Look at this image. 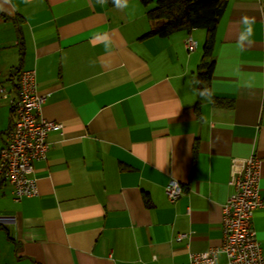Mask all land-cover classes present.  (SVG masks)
I'll list each match as a JSON object with an SVG mask.
<instances>
[{"label": "crops", "instance_id": "0c3cea01", "mask_svg": "<svg viewBox=\"0 0 264 264\" xmlns=\"http://www.w3.org/2000/svg\"><path fill=\"white\" fill-rule=\"evenodd\" d=\"M225 2L209 93L200 95L205 30L144 36L154 2L120 10L98 0H0V83L9 88L34 68L41 115L62 124L33 163L35 195L14 200L0 179V264H185L221 243V205L251 153L264 200V0ZM245 15L255 32L242 51ZM105 32L108 51L93 39ZM10 126L0 94V147ZM170 177L183 188L175 202L163 189ZM252 224L264 256V205Z\"/></svg>", "mask_w": 264, "mask_h": 264}, {"label": "built area", "instance_id": "2783aa9c", "mask_svg": "<svg viewBox=\"0 0 264 264\" xmlns=\"http://www.w3.org/2000/svg\"><path fill=\"white\" fill-rule=\"evenodd\" d=\"M183 45L192 52L197 41L187 35ZM0 94L7 100L11 114V126L0 147V179L8 185L12 198L19 200L37 193L33 163L46 157L47 137L59 132L62 124L41 115L46 94L37 89L34 68L19 70L16 82L9 88L0 83ZM260 166L261 160L253 153L244 160L242 170L232 181L231 193L221 205V243L192 253L185 264H264L252 224L255 209L264 205L258 186ZM163 189L170 202L183 192L180 181L172 177ZM183 236L179 234L177 238ZM218 253L224 254L223 262L217 260Z\"/></svg>", "mask_w": 264, "mask_h": 264}, {"label": "trees", "instance_id": "16d2710c", "mask_svg": "<svg viewBox=\"0 0 264 264\" xmlns=\"http://www.w3.org/2000/svg\"><path fill=\"white\" fill-rule=\"evenodd\" d=\"M148 5L152 0H140ZM113 5L112 0H105ZM226 6L225 0H155L146 15L155 20V25L144 36H166L175 31L190 32L203 28L205 37L202 43L201 59L197 66V92L209 93L212 60L210 59L214 44L217 22Z\"/></svg>", "mask_w": 264, "mask_h": 264}, {"label": "clouds", "instance_id": "9594fccd", "mask_svg": "<svg viewBox=\"0 0 264 264\" xmlns=\"http://www.w3.org/2000/svg\"><path fill=\"white\" fill-rule=\"evenodd\" d=\"M23 2L29 3L30 0H23ZM98 2L100 4H103L105 3V0H98ZM112 3L116 8L120 10L129 8V0H112ZM239 23L242 25V30L237 40V47L243 51L247 46L251 45L252 43V38L255 32L254 29L255 18L245 15L240 18ZM93 39L95 41L104 43L106 51H108L111 48L112 41L110 35L107 32L103 33L102 35L98 34L94 36ZM206 91L207 90L201 92V95H205Z\"/></svg>", "mask_w": 264, "mask_h": 264}, {"label": "rangeland", "instance_id": "374dc122", "mask_svg": "<svg viewBox=\"0 0 264 264\" xmlns=\"http://www.w3.org/2000/svg\"><path fill=\"white\" fill-rule=\"evenodd\" d=\"M154 1H155V0H152V1H151V4H153Z\"/></svg>", "mask_w": 264, "mask_h": 264}]
</instances>
